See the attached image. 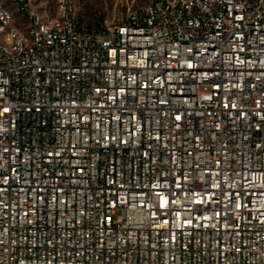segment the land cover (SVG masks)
Returning <instances> with one entry per match:
<instances>
[{"label":"built area","instance_id":"2783aa9c","mask_svg":"<svg viewBox=\"0 0 264 264\" xmlns=\"http://www.w3.org/2000/svg\"><path fill=\"white\" fill-rule=\"evenodd\" d=\"M12 1L0 264H264V0H151L94 29L77 0Z\"/></svg>","mask_w":264,"mask_h":264},{"label":"rangeland","instance_id":"374dc122","mask_svg":"<svg viewBox=\"0 0 264 264\" xmlns=\"http://www.w3.org/2000/svg\"><path fill=\"white\" fill-rule=\"evenodd\" d=\"M12 11L16 26L25 30L29 19L24 12L14 5L12 0H5ZM40 15L46 19L56 16V0H33ZM151 0H77L80 23L85 29L98 28L101 24L113 21H125L134 12L145 7Z\"/></svg>","mask_w":264,"mask_h":264},{"label":"snow or ice","instance_id":"6c2138e0","mask_svg":"<svg viewBox=\"0 0 264 264\" xmlns=\"http://www.w3.org/2000/svg\"><path fill=\"white\" fill-rule=\"evenodd\" d=\"M189 67H191V65H189ZM5 111H7V109H5ZM176 118H177V119H180V117H179V116H177ZM166 203H167V202H166V201H164V203H162L161 207H163V206H164ZM173 203H174V201H173Z\"/></svg>","mask_w":264,"mask_h":264}]
</instances>
